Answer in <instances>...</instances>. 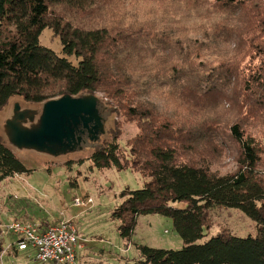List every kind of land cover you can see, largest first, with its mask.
I'll return each mask as SVG.
<instances>
[{
	"label": "trees",
	"instance_id": "16d2710c",
	"mask_svg": "<svg viewBox=\"0 0 264 264\" xmlns=\"http://www.w3.org/2000/svg\"><path fill=\"white\" fill-rule=\"evenodd\" d=\"M46 29L64 56L41 44ZM98 92L139 129L128 154L113 130L89 156L146 179L112 212L121 236L160 214L184 241L137 244L141 264H264V0H0V111L15 96ZM224 155L234 172L214 169ZM28 171L0 141V182ZM224 207L252 218L259 235L224 230L200 242Z\"/></svg>",
	"mask_w": 264,
	"mask_h": 264
},
{
	"label": "rangeland",
	"instance_id": "374dc122",
	"mask_svg": "<svg viewBox=\"0 0 264 264\" xmlns=\"http://www.w3.org/2000/svg\"><path fill=\"white\" fill-rule=\"evenodd\" d=\"M41 44L64 56L53 30L43 32ZM113 130L119 134L122 152L128 154L127 142L139 132L137 124L100 92L64 95L40 103L22 96L10 100L0 111V141L29 171L0 182L1 248L17 240L6 228L15 221L47 226L62 220H73L88 239L86 255L77 264H141L137 244L183 248L173 219L160 214L141 215L130 239L121 236L120 222L112 218V212L123 203L124 190L142 189L146 179L131 168L101 170L90 161L93 145L111 139ZM214 169L222 174L234 172L237 162L224 155ZM76 197H90L93 202L79 207ZM173 206L184 209L187 204ZM211 216L213 226L200 242L224 230L238 237L259 235L257 223L240 209L215 208ZM34 253L29 249L19 255L0 256V264H53L35 261Z\"/></svg>",
	"mask_w": 264,
	"mask_h": 264
},
{
	"label": "built area",
	"instance_id": "2783aa9c",
	"mask_svg": "<svg viewBox=\"0 0 264 264\" xmlns=\"http://www.w3.org/2000/svg\"><path fill=\"white\" fill-rule=\"evenodd\" d=\"M90 197L75 198V205L88 207ZM17 240L10 243L8 250L35 251V261L53 264H76L77 251L82 248V238L72 220H62L47 226L30 222L15 221L6 226Z\"/></svg>",
	"mask_w": 264,
	"mask_h": 264
},
{
	"label": "crops",
	"instance_id": "0c3cea01",
	"mask_svg": "<svg viewBox=\"0 0 264 264\" xmlns=\"http://www.w3.org/2000/svg\"><path fill=\"white\" fill-rule=\"evenodd\" d=\"M41 226H44V225H41ZM78 232H79L80 237L82 238V244H83V246H82V248L78 249V251H77V262L80 259H84L85 255H86L84 253L88 249V245L85 242L88 239H86L85 236L80 233L79 229H78ZM19 252L20 251H18V250H8L7 248L3 247V250L0 252V256H6L7 257V256H11V255H19ZM77 262H76V264H77Z\"/></svg>",
	"mask_w": 264,
	"mask_h": 264
}]
</instances>
